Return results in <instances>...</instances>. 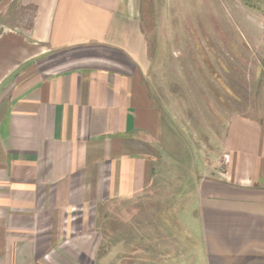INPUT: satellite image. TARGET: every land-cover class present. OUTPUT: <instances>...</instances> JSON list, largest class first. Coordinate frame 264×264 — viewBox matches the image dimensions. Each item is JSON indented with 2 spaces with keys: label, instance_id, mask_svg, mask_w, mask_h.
I'll list each match as a JSON object with an SVG mask.
<instances>
[{
  "label": "crops",
  "instance_id": "1",
  "mask_svg": "<svg viewBox=\"0 0 264 264\" xmlns=\"http://www.w3.org/2000/svg\"><path fill=\"white\" fill-rule=\"evenodd\" d=\"M150 66L139 0H0V264H95L115 200L135 264H264V117L180 188Z\"/></svg>",
  "mask_w": 264,
  "mask_h": 264
},
{
  "label": "rangeland",
  "instance_id": "2",
  "mask_svg": "<svg viewBox=\"0 0 264 264\" xmlns=\"http://www.w3.org/2000/svg\"><path fill=\"white\" fill-rule=\"evenodd\" d=\"M139 7L151 60L147 84L173 158L167 165L185 188L203 156L219 149L231 115L264 117V0H139ZM155 199L161 205L167 197ZM106 206L99 209L104 236L94 263L135 264V203ZM126 214L127 225L120 219ZM107 245L113 249L104 258Z\"/></svg>",
  "mask_w": 264,
  "mask_h": 264
}]
</instances>
